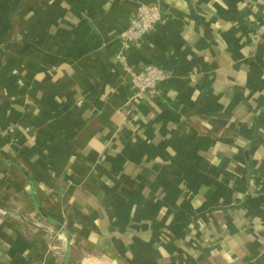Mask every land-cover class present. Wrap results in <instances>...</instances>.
I'll list each match as a JSON object with an SVG mask.
<instances>
[{"label": "crops", "instance_id": "crops-1", "mask_svg": "<svg viewBox=\"0 0 264 264\" xmlns=\"http://www.w3.org/2000/svg\"><path fill=\"white\" fill-rule=\"evenodd\" d=\"M263 2L0 0V264H264Z\"/></svg>", "mask_w": 264, "mask_h": 264}, {"label": "built area", "instance_id": "built-area-1", "mask_svg": "<svg viewBox=\"0 0 264 264\" xmlns=\"http://www.w3.org/2000/svg\"><path fill=\"white\" fill-rule=\"evenodd\" d=\"M162 6L158 2H140L134 16L129 20L128 26L122 31L120 35V42L123 49L134 42L141 41L145 35L152 32L158 24H160L164 17ZM255 36L258 39L264 37V2L261 10V21L258 25ZM117 57L121 59L124 69L130 74V87L132 90L131 100H144L149 98L152 93H159L160 86L168 82L171 78L170 72L158 65L147 64L142 70H134L132 66L124 59L123 52H120ZM18 73V69L13 70ZM21 82V80H19ZM15 128L10 127L9 132L15 140Z\"/></svg>", "mask_w": 264, "mask_h": 264}, {"label": "water", "instance_id": "water-1", "mask_svg": "<svg viewBox=\"0 0 264 264\" xmlns=\"http://www.w3.org/2000/svg\"><path fill=\"white\" fill-rule=\"evenodd\" d=\"M66 260H67V257L65 258V262H66Z\"/></svg>", "mask_w": 264, "mask_h": 264}]
</instances>
